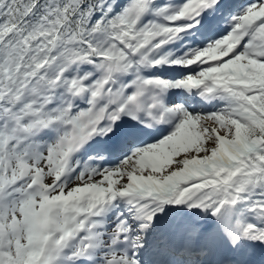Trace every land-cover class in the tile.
<instances>
[{"label": "snow or ice", "instance_id": "6c2138e0", "mask_svg": "<svg viewBox=\"0 0 264 264\" xmlns=\"http://www.w3.org/2000/svg\"><path fill=\"white\" fill-rule=\"evenodd\" d=\"M0 264H264V0H0Z\"/></svg>", "mask_w": 264, "mask_h": 264}]
</instances>
